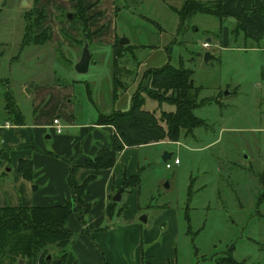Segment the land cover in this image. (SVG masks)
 I'll return each instance as SVG.
<instances>
[{"label":"rangeland","instance_id":"rangeland-1","mask_svg":"<svg viewBox=\"0 0 264 264\" xmlns=\"http://www.w3.org/2000/svg\"><path fill=\"white\" fill-rule=\"evenodd\" d=\"M185 1L0 0V122L4 113L20 121L19 108L30 123L58 112L65 120L68 105L76 121L90 122L111 113L120 89L134 83L146 95L152 68L170 61L191 69L203 125L177 142L141 148L139 192L126 204L136 213L127 225L139 226L138 242L127 251L139 244L141 264H162L166 254L165 264H217L228 254L264 264V27L250 29L261 36L247 35L250 0H196L208 13L176 26L175 8ZM122 37L130 42L120 45ZM85 42L92 59L79 73ZM208 51L214 58L206 61ZM147 108L156 117L175 109L155 100ZM165 152L181 163L168 168ZM112 223L124 225L115 216L103 228Z\"/></svg>","mask_w":264,"mask_h":264},{"label":"crops","instance_id":"crops-1","mask_svg":"<svg viewBox=\"0 0 264 264\" xmlns=\"http://www.w3.org/2000/svg\"><path fill=\"white\" fill-rule=\"evenodd\" d=\"M113 1L117 5V0ZM252 2L253 0H250L243 9L246 12L244 24L249 30L254 28L253 25L264 27V10L256 14L252 12L254 9L264 7V0ZM174 20L176 26L178 23L180 25V20L176 21V18ZM250 31L247 35L252 36V33H255L254 37L261 36ZM54 87L60 89V93L64 89L58 85ZM136 91L137 87L134 83L125 89H120L119 95L113 101L112 111H127L131 107L132 97ZM73 92L71 88L70 91H64L62 96L73 95ZM151 100L153 99L147 98L146 110L152 111L147 108ZM19 110L23 116L22 120L19 118L20 121L15 122L4 113L0 122L2 139L0 141V206H47L64 203L72 197L68 181L72 167L75 165L79 168L77 177L80 181L94 172L97 177L89 184L83 196L86 201L92 203L89 212L84 219L78 212H74L68 220V226L74 233L68 249L83 264H141L139 244L135 245L130 255L127 251L130 243L138 242L139 226L136 223L127 225L128 221L135 218L136 213L132 207L126 209V204L134 193L139 192V186L124 190L123 184L126 177L134 176L140 170L142 174L145 166L141 167L140 150L153 143L125 146L118 152L115 165L109 169L99 171L87 169L83 166L89 157L95 156L102 148L110 147L108 135L114 133L112 125L99 123V117L97 120L80 123L76 121L74 107L70 105L67 106L65 120L58 112L48 119H44L42 114L30 123L22 110L20 108ZM55 117L66 126L62 134L55 132L53 125ZM172 158L174 154L167 161ZM23 159L32 160L34 180L25 178L20 172L19 164ZM120 190H122L121 200L115 203L113 197ZM127 191L129 196L126 195ZM125 198L127 201L122 204ZM113 202L114 207L112 212H109V205ZM115 216L124 225L117 226L112 223L110 227L103 228L105 221ZM168 256L169 254H166L162 264H165ZM149 264L160 263L156 260Z\"/></svg>","mask_w":264,"mask_h":264},{"label":"trees","instance_id":"trees-1","mask_svg":"<svg viewBox=\"0 0 264 264\" xmlns=\"http://www.w3.org/2000/svg\"><path fill=\"white\" fill-rule=\"evenodd\" d=\"M200 4L204 6L203 9H200ZM256 10L262 12L264 7ZM175 11L180 25L196 13H208L205 4L196 0H186ZM116 73H119L118 68ZM150 74V90L146 91V95L142 92L135 93L127 111L115 110L110 114H100L99 123L113 125L117 136L109 149H100L95 156L86 160L83 167L98 171L109 169L115 165L118 152L125 146L133 147L164 140L177 142L183 131L186 135L192 134L197 127L203 125L204 120L195 113V109L201 104L198 99L200 88L195 86L191 69L176 67L167 61L152 68ZM147 98L157 101L160 106L166 103L175 109L163 110L161 116L156 117L153 111L144 108ZM18 116L22 120L20 110ZM78 169L75 165L72 167L68 179L72 197L64 203L47 206H0V264H20L21 260L23 264H83L68 249L74 235L68 226V220L74 212H78L82 219L89 212L92 203L83 196L97 175L89 173L80 181L77 177ZM19 170L25 178L34 180L32 160H21ZM140 184L141 170L136 175L125 178L123 189ZM110 209L111 204L109 212ZM52 248H57L58 254H53ZM217 264L247 263L237 261L232 254H228L221 260L218 259Z\"/></svg>","mask_w":264,"mask_h":264},{"label":"water","instance_id":"water-1","mask_svg":"<svg viewBox=\"0 0 264 264\" xmlns=\"http://www.w3.org/2000/svg\"><path fill=\"white\" fill-rule=\"evenodd\" d=\"M26 4V2H25ZM69 18H72V14L69 13L68 14ZM209 41H211V38H208ZM130 40L127 37H122L119 40L120 45H125L127 43H129ZM212 58H214V55L211 54V52H206L205 53V60L209 61ZM91 59H92V54H91V50L89 47V44L87 42H85V46L80 58V61L75 65V69L79 72V73H88L89 69H90V63H91ZM226 94L229 93L228 90H226L225 92ZM173 153L172 152H165L163 155V160L167 161L168 159H170L172 157ZM122 197V190H120L114 197L113 200L114 201H120ZM141 220L146 222L147 221V214L143 215L141 217ZM20 264H23V260L20 261Z\"/></svg>","mask_w":264,"mask_h":264},{"label":"built area","instance_id":"built-area-1","mask_svg":"<svg viewBox=\"0 0 264 264\" xmlns=\"http://www.w3.org/2000/svg\"><path fill=\"white\" fill-rule=\"evenodd\" d=\"M204 47L208 48L210 47V43L209 42H204L203 44ZM53 125H54V128H55V132L58 133V134H62L65 130V125L61 123L60 119L58 117H55L54 120H53ZM173 159V162L171 161ZM171 160L167 161L166 162V166L168 168H171L172 167V163L174 164H179L180 163V159L178 157L176 158H172Z\"/></svg>","mask_w":264,"mask_h":264}]
</instances>
